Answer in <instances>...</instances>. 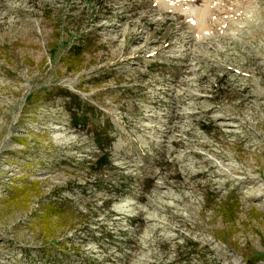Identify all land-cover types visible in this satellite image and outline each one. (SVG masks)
<instances>
[{
    "label": "rangeland",
    "instance_id": "374dc122",
    "mask_svg": "<svg viewBox=\"0 0 264 264\" xmlns=\"http://www.w3.org/2000/svg\"><path fill=\"white\" fill-rule=\"evenodd\" d=\"M0 264H264V0H0Z\"/></svg>",
    "mask_w": 264,
    "mask_h": 264
},
{
    "label": "trees",
    "instance_id": "16d2710c",
    "mask_svg": "<svg viewBox=\"0 0 264 264\" xmlns=\"http://www.w3.org/2000/svg\"><path fill=\"white\" fill-rule=\"evenodd\" d=\"M97 164L99 165V168H101V169H102L103 166L108 165L109 162H108V160H107V156H106V155L102 156V157L97 161ZM45 213H46V214H45ZM44 214H45V215H44ZM43 215H44V216L47 215L48 217H52V216H53V217H59V216L61 215V210H59L58 207H52V208H50L49 211H44Z\"/></svg>",
    "mask_w": 264,
    "mask_h": 264
},
{
    "label": "bare ground",
    "instance_id": "6f19581e",
    "mask_svg": "<svg viewBox=\"0 0 264 264\" xmlns=\"http://www.w3.org/2000/svg\"><path fill=\"white\" fill-rule=\"evenodd\" d=\"M257 68H258V66H257ZM258 69H259V68H258ZM259 71H260V70H259ZM244 101H246V100H245V99H241L239 105H241Z\"/></svg>",
    "mask_w": 264,
    "mask_h": 264
}]
</instances>
